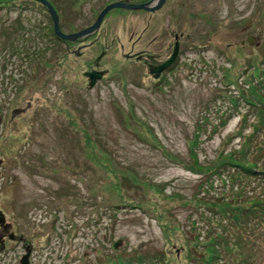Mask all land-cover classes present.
<instances>
[{
  "label": "rangeland",
  "instance_id": "rangeland-1",
  "mask_svg": "<svg viewBox=\"0 0 264 264\" xmlns=\"http://www.w3.org/2000/svg\"><path fill=\"white\" fill-rule=\"evenodd\" d=\"M47 1L66 35L122 2ZM0 2V209L31 244L28 264H97L95 257L86 261L97 255V237L105 243L107 235L105 247L114 245L121 258L134 248L153 256L164 250L163 260L148 264H188L192 244L184 246L183 232L199 237L193 245L203 254L213 240L225 243L216 225L228 223L224 202L264 201L262 187L254 192L249 184L247 194L231 199L243 188L220 171L233 148L252 141L264 114V93L253 89L257 66H264V0H165L157 19L116 8L94 32L61 43L40 3ZM148 22L151 33L141 36ZM159 26L162 59L174 35L182 36L183 54L156 87L146 66L125 55L152 53ZM95 62L107 71L88 89L83 72ZM24 254L19 243H7L0 264H20ZM108 258L99 264H113Z\"/></svg>",
  "mask_w": 264,
  "mask_h": 264
},
{
  "label": "trees",
  "instance_id": "trees-1",
  "mask_svg": "<svg viewBox=\"0 0 264 264\" xmlns=\"http://www.w3.org/2000/svg\"><path fill=\"white\" fill-rule=\"evenodd\" d=\"M3 7H5V4L3 2H0V11L2 10L1 8ZM54 9L56 8L54 7ZM6 10L7 12L10 11V9H6ZM58 42L61 43L62 41L58 39ZM38 43L39 40L35 41L33 48L36 45H38ZM17 50H21V49L18 47ZM257 67L259 73L255 72L256 80H255V75H254V80L256 83L254 84V87L256 88L253 89L264 93V72H263L264 66L262 67L258 64ZM260 74H262L263 76L259 77ZM7 78L8 77H5V80H7ZM241 96L245 97L246 95L241 93ZM249 97L252 98V101H255V100H260L261 95L258 93L257 95H249ZM241 101L245 104L246 98H243ZM258 115L260 117V119L258 120L259 126L258 127L255 126L256 129L252 133V135H254L251 138L252 141L248 142L247 146L243 150H242V143L237 148H233L234 150L232 149L230 156L231 161L229 160L225 161L226 165L220 168V171L225 173L226 175L233 174L231 177V179L233 180L232 186H233V182L236 181V187L241 186L243 188L241 192L233 193L231 199L236 198L239 200V198H242L243 195L247 194L244 191V188L248 184H249L248 189H251L252 191L255 192L256 189L254 190V188L262 187L264 192V164L263 165L260 164L261 166L259 165V163L264 162V123H263L264 114L261 113ZM93 144H95L96 146L97 143L94 142ZM243 153L246 155L243 156ZM93 157L99 159V157H96L94 155ZM238 160L241 161L243 160V162L237 163L236 161ZM244 160H246V162ZM95 165L97 167H100L99 160ZM225 168L226 170L223 171V169ZM125 170L128 171V169L126 168ZM206 171L208 173L210 172L209 169H206ZM125 177L123 178V182L126 180ZM104 178H106V175L103 176V179ZM135 179L138 181L137 177H135ZM131 184H135V183H131ZM130 189H133V187L131 186ZM259 202L260 201L254 202L257 203V206H253L250 205L249 203H242V202H240V204L237 203L233 204V205H239V207L233 205L231 206L228 205L229 207H227V205L224 202L221 205L224 209L222 218H225L228 221V223H225V221L221 219L222 222L224 223H217L216 225L222 228L223 231L225 232L226 237L224 236L218 237V238H222L220 240H225V243L219 244V243H215L216 241L213 240L214 246H212L208 250H204L203 254H201L198 251V247H197L199 246L200 243L199 237L197 239L194 236L193 232L191 231L183 232L182 239L184 240V246L187 247V242L192 244V246L189 249H187L188 251L187 255L189 260L188 264H215L212 263L215 260L219 264H221L223 258L225 261L224 264H264V201L261 203ZM116 209L118 210V208ZM213 210L216 211L215 209ZM158 226L162 229L161 225L158 224ZM217 230L219 231L220 229L217 228ZM108 237L112 239V237L107 235V238L104 237L106 240L105 243L101 242L100 236L97 237L98 242L95 244V246L97 247H94V250L95 249L97 250L96 252L97 255L90 254L86 262L92 260L95 257L96 260H98L97 264H99L102 258H106L109 255V258L107 260L111 259V261H113V264H134L136 262L135 259L138 258L140 259L139 264H148L150 262L149 260H151L154 257H159L163 260L165 256L164 250L163 252L159 251L158 256H153L152 253H149V255L144 254L142 253V249L134 250L135 249L134 248L129 251L126 250L125 253L126 255H128V253L131 252L132 253V255L130 256L131 258L130 257L121 258L120 252L122 251H118L117 249H115L114 245L108 248L105 247L106 243L110 242ZM193 243H195L197 246L193 245ZM221 245H224V247H222ZM98 247L101 249V252ZM192 250H194L195 253H192ZM66 252L68 253L67 250ZM84 256L85 255H83L82 258H84Z\"/></svg>",
  "mask_w": 264,
  "mask_h": 264
},
{
  "label": "flooded vegetation",
  "instance_id": "flooded-vegetation-1",
  "mask_svg": "<svg viewBox=\"0 0 264 264\" xmlns=\"http://www.w3.org/2000/svg\"><path fill=\"white\" fill-rule=\"evenodd\" d=\"M120 1H122V2L124 1L123 3L129 4V5H137V4L148 5L153 0H120ZM160 9L156 10L154 12H150V11H147L144 9H141V10L146 14V17L148 14V15L152 16L153 18L155 17V19H157L158 18L157 14L159 12H161V10H162V9L161 10ZM62 11H63V9L61 10V14H62ZM158 20H159V24H161L162 14H161V16H159ZM151 29H152V27H150V23L149 22L146 23L145 27L141 30L142 33L140 35L145 36V35H143V33L149 35V33H151ZM156 30H157L156 34H154V36L152 38H150L151 46L155 45V47H156L152 53H148V52L139 50V51H137L138 53H136V54L135 53L126 54L125 58L133 59V62L139 63L143 66H146L148 72L153 76L152 79H153L154 84L156 85V87H158L160 84H162L164 82L163 81L164 74L169 72L171 69L174 68L175 65H177L178 61L180 60V57L183 54V51L181 50V43H180V41L182 40V36L180 34L174 35V37H173L174 42L171 46V51L166 58L162 59V55H164V51H163V47H162L163 30H162L161 26H159ZM141 39H142V37H138V38H136V41L132 42L131 51L134 49L136 44ZM176 42L178 43V52H177L175 58L172 60L171 64L167 68H165L161 71H157L159 69V67L162 66L172 56ZM83 46H84V48H83ZM90 46H91V43L81 45L80 46L81 48L77 52V55L83 54L84 49L87 47H90ZM107 48L108 47L106 46L104 50H106ZM168 49H169V47L165 51V54L168 53ZM98 59H99V57H97V60ZM89 68L90 69L88 71L83 72V75L86 77V79L88 81L87 88L93 89L98 84V82L102 81L100 79H102L103 75L105 74V72L107 70H101L100 66L96 62L94 63L93 66H90ZM94 72L95 73H101V76L99 79H93L92 77L88 76L89 73H94ZM2 172H1V175H2ZM1 175H0V178H1ZM0 191H1V189H0ZM0 211L3 213V215L5 217L6 215L4 214L3 210L0 209ZM1 223H3L0 225V248H1V250L2 251L6 250L7 243H10V242L19 243L21 245L22 249L25 251V253L29 254V256H28V260H29L30 255L32 253L31 244L26 242V240L22 234L18 236L14 233L13 224H10V222H8L6 218ZM23 257L24 256H22V258Z\"/></svg>",
  "mask_w": 264,
  "mask_h": 264
},
{
  "label": "water",
  "instance_id": "water-1",
  "mask_svg": "<svg viewBox=\"0 0 264 264\" xmlns=\"http://www.w3.org/2000/svg\"><path fill=\"white\" fill-rule=\"evenodd\" d=\"M38 3H40L42 6H44L47 9V12L50 16V18L52 19V23H53V29H54V34L55 36L60 39V40H72V39H76L78 37H85L86 35L94 32L101 24L104 16L111 10L116 9V8H121V9H144L150 12H154L157 9H159L165 2V0H158V2L156 3V5H129V4H124L123 2H114L108 6H106L98 15L96 21L90 26L87 27L84 30H81L79 32H76L75 34H63L61 33L60 29H59V19L57 16V13L55 11V9L53 8V6L47 1V0H34ZM178 52V43H175V47H174V51L172 56L162 65L159 67V69L157 71H161L165 68H167L172 60L175 58L176 54ZM89 77H92L93 79H99L101 76V73H89L88 74ZM2 161H0V165H1ZM5 220V217L3 215V213L0 211V225L3 224L1 223L2 221ZM1 251V248H0ZM29 254L27 253L23 259L21 260V264H27V258H28Z\"/></svg>",
  "mask_w": 264,
  "mask_h": 264
},
{
  "label": "bare ground",
  "instance_id": "bare-ground-1",
  "mask_svg": "<svg viewBox=\"0 0 264 264\" xmlns=\"http://www.w3.org/2000/svg\"><path fill=\"white\" fill-rule=\"evenodd\" d=\"M28 264V263H27Z\"/></svg>",
  "mask_w": 264,
  "mask_h": 264
}]
</instances>
